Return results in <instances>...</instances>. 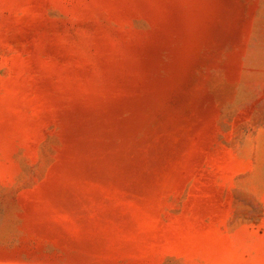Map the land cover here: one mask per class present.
<instances>
[{
	"label": "rangeland",
	"instance_id": "obj_1",
	"mask_svg": "<svg viewBox=\"0 0 264 264\" xmlns=\"http://www.w3.org/2000/svg\"><path fill=\"white\" fill-rule=\"evenodd\" d=\"M0 264H264V0H0Z\"/></svg>",
	"mask_w": 264,
	"mask_h": 264
}]
</instances>
